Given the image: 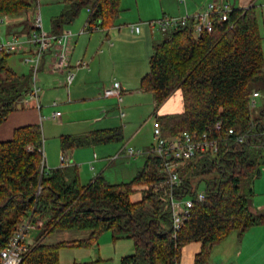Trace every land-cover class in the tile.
I'll list each match as a JSON object with an SVG mask.
<instances>
[{"label": "trees", "instance_id": "1", "mask_svg": "<svg viewBox=\"0 0 264 264\" xmlns=\"http://www.w3.org/2000/svg\"><path fill=\"white\" fill-rule=\"evenodd\" d=\"M121 1L65 0L51 32L60 33L84 8L90 10L89 24L113 27ZM38 6L39 0H0V16L28 13ZM262 19L255 5L233 7L228 19L214 18L210 33L196 35L191 23L154 41L140 88L153 94L157 108L180 90L184 105L182 112L157 116L163 133L208 132L220 139L216 154L197 153L178 169L181 184L175 194L196 192L202 182L206 192L180 231L173 228L167 200L171 188L158 156L147 153L145 165L130 182L112 183L100 174L84 185L75 163L46 168L42 125L29 124L16 128L12 139L0 141V251L18 225L33 216L43 224L38 236L27 241L22 264H62V248L90 247L108 231L114 240L134 242L135 251L122 256L120 264H176L182 247L194 241L202 242L196 264H207L212 249L232 233L243 235L264 225V209L253 204L255 180L264 166V107L255 116L252 106L253 93H262L256 84L264 78ZM10 56L0 51V125L31 90L32 73L16 72L8 63ZM60 139L66 154L122 142L124 131L104 128ZM137 187L146 188L135 202L131 196ZM73 229L90 234L82 240L45 243L52 233Z\"/></svg>", "mask_w": 264, "mask_h": 264}, {"label": "crops", "instance_id": "2", "mask_svg": "<svg viewBox=\"0 0 264 264\" xmlns=\"http://www.w3.org/2000/svg\"><path fill=\"white\" fill-rule=\"evenodd\" d=\"M207 1L229 2L232 7L237 8L255 5L262 17L264 15V0H186L185 2H181L180 0H157L156 3L152 2L150 7L145 9L141 7V3L145 4V0H134L133 6L129 7H125L124 0H122L121 12L113 27L108 29L103 28L100 34H92L89 36L76 34L73 38V49L71 52L72 66L75 65L78 60L87 61L88 66L76 70L77 75L75 82L69 88L65 85V72L50 71L49 64L52 56L48 54L42 59L37 76V84L41 88L38 97L40 107L37 106L38 102L36 99H30L28 102L21 99L17 109L0 125V141L12 139L15 129L20 126L41 124L44 135L43 149L45 153V166L49 170L61 167V157H58L57 145L56 149L52 148L45 152V143L49 137L57 138L66 133L77 134L108 127H121L124 131V138L127 137L126 131L135 123L137 117L144 116L147 111H149V108L147 110L145 109V111L141 103L138 105L134 103V99H131L134 92L137 96L142 97L143 90L140 88L141 91L138 87L141 85L142 77L149 71L146 70L145 65L146 63L149 64L154 41L158 39L154 37L155 33L152 32L150 26L147 24V22L150 21L146 20H151L167 13L179 15H184L186 13L192 14L205 7ZM132 7L136 11V16L132 14ZM36 8L34 9V13ZM88 11L90 12L89 9ZM33 16L34 15L27 12L16 16H9L8 20L0 25L2 38L8 39L16 36L20 39H26L33 26ZM131 22H139V24H141V31L139 33L129 29L128 24ZM143 26L147 28L143 30ZM34 52L35 48L29 44L26 46L24 53L11 54V56L17 58V61L11 64L12 68L19 74H30L31 66L24 62V58L25 56L33 55ZM123 59H128L129 63L127 65L123 64ZM119 67L125 72V75L128 74L129 76H117ZM112 80L119 81L122 86L124 94L121 102L116 98L104 96V89ZM137 82L139 84L135 86ZM133 87H136V89ZM126 94L128 97H124ZM153 101L154 111L152 112L153 114H151L154 119L158 115L178 113L182 112L184 109L183 97L180 90L175 92L159 108L156 107L155 100ZM52 108L54 110H52ZM47 109L50 110V112L46 113ZM149 121L150 118H148L145 123ZM137 132L133 137L137 136ZM128 143L129 141L124 144V147L121 148L120 152L117 153L114 158L109 159L108 165L121 156L132 162L135 158L140 157V155H142L141 153L150 152L151 148L144 151L139 149L137 150V152L140 151L139 153L131 155L128 153ZM82 149L83 148L75 149L72 152L68 151L66 155L71 163H75L78 166L81 165L83 169L87 161L92 162V170L96 172L97 168L95 164L99 162L97 152L94 151L91 157L87 151L89 148L85 151ZM131 162L127 164H131ZM103 171L96 174L93 179L103 174ZM262 173L260 176H262ZM80 176H82V174ZM145 188L146 187H137L136 192L131 196L132 200L135 202L140 201ZM255 197L253 202L254 206H256L255 208L263 210L264 201L261 203L255 201ZM41 225L42 223L38 228H35V230L39 232ZM75 230L76 229L54 232L47 236L45 243L55 244L62 241L82 240L88 238L90 234L87 230L74 233ZM55 234L58 236L57 240L53 239ZM75 234L78 235L74 236ZM70 235L74 237L67 238V236ZM117 241L118 240H114V242ZM100 246L99 243L92 245L95 251L100 249ZM93 248L91 249L93 250ZM201 250L202 242L199 241L184 245L179 259L181 264H196V257ZM90 259L91 262H100L104 260L99 254L97 257ZM215 263L264 264V225L253 226L243 235L234 232L221 241L212 249L207 260V264Z\"/></svg>", "mask_w": 264, "mask_h": 264}, {"label": "built area", "instance_id": "3", "mask_svg": "<svg viewBox=\"0 0 264 264\" xmlns=\"http://www.w3.org/2000/svg\"><path fill=\"white\" fill-rule=\"evenodd\" d=\"M185 2L186 0H180ZM233 7L229 2L212 1L205 7L195 13H186L184 15H169L164 14L161 18L147 22L153 33H166L171 29L180 26L193 24L196 35H201L204 32H212L214 28V18L219 20L228 19L229 13ZM8 15L0 16V25L8 20ZM32 29L26 39H20L16 36L8 39H3L0 32V51L9 54L24 53L27 45H32L35 48L33 55L25 56L24 62L31 66V81L32 86L29 93L22 99L28 102L30 99H36L38 102L41 88L37 84V76L40 69L42 59L50 54L52 56L49 64V69L52 72H65V85L69 88L75 82L77 69L88 66V62L78 60L75 65L71 64V52L73 49L72 40L76 36L71 30L63 28L60 33L46 31L44 28L43 18L39 6L36 8ZM128 27L131 31L139 33L141 24L130 23ZM103 28L98 24L86 23L81 33H92ZM124 91L119 81L113 83L104 89L105 97H114L119 102L123 100ZM260 96L258 91L253 93L252 106L256 105V98ZM38 107L40 103L38 102ZM217 129H221V123L217 124ZM233 129L229 130L232 134ZM154 138L150 152L161 159L163 171L167 174L170 191L167 195L169 208L173 218V228L175 232L181 230L185 222L191 215L192 209L197 201H203L206 198L205 190H197L190 192L183 197L174 193V189L179 187L181 179L179 176V167L186 161L193 158L197 153L211 152L216 154L219 151V137H213L208 132L197 133L184 131L179 135H165L158 122V118L154 119ZM244 141V137L238 139ZM134 148H129L128 153L134 155L139 153ZM44 153V150H43ZM62 166L70 165L71 162L66 154L61 156ZM45 163V153L44 161ZM41 187H39L40 190ZM194 190L193 188L191 189ZM41 224L40 221L34 222L33 216L27 217L17 227V230L11 238L8 245L0 251V264H22L23 255L27 250V236L31 230L37 228ZM176 264H181L180 260ZM219 264V263H215Z\"/></svg>", "mask_w": 264, "mask_h": 264}, {"label": "rangeland", "instance_id": "4", "mask_svg": "<svg viewBox=\"0 0 264 264\" xmlns=\"http://www.w3.org/2000/svg\"><path fill=\"white\" fill-rule=\"evenodd\" d=\"M35 1V0H34ZM157 0H145V4L141 3L142 8H149L150 4L156 3ZM231 1V0H230ZM65 0H39V5H40V11L41 15L43 18V23H44V28L46 31H52L53 25H52V20L55 16L59 15L65 5ZM134 0H124V5L125 7L133 6ZM209 2L207 1L206 4ZM132 14L137 15L136 11L132 7ZM29 14L34 15V10H30L28 12ZM169 15H179L175 13H167ZM90 12L88 11L87 8H84L79 16L76 18V20L70 24L66 25L64 28L67 30H71L75 34H79L81 36H89L92 34H100L101 30L94 31L92 33H81L82 29L85 27L87 20L89 18ZM163 15L160 17L151 19V20H146V21H152V20H157L161 18ZM264 17V15H263ZM131 23H139V22H131ZM130 24V23H129ZM147 27L143 26V30L146 29ZM261 30L264 35V19H262V24H261ZM156 39L161 37V34L159 32H156L154 34ZM17 61V58L15 56H10L8 58V63L11 66V64ZM123 64H128L129 60L128 59H123L122 60ZM12 67V66H11ZM146 70H149V64L146 63L145 65ZM112 74V73H111ZM110 76H115V75H110ZM117 76H129L128 74L125 75V72L121 70V68H118L117 71ZM114 80V79H113ZM112 80V81H113ZM109 83L105 88L109 87L111 84ZM139 84L138 82L136 83L135 86ZM256 87L261 90V95L256 98V105H253V113L255 116H257L260 113V110L262 107H264V78H262L257 84ZM136 89V87H133ZM140 89V85L138 87ZM141 90V89H140ZM142 91V90H141ZM133 92V91H132ZM133 96L131 99H134V103H141L142 106H144L143 110H147L149 108V111L144 116H138L137 120L135 121L134 124H132L129 129H127V134L122 142H113V143H106V144H100L97 146H89V147H81L83 148L82 150L85 151L88 149V153L93 155V152L96 151L97 155L99 157V162L95 164L96 172L92 170V162L87 161L85 163L84 169L82 168L81 165H79L80 169V175L81 176V182L82 184H89V182L96 176V174L102 172L103 170V175L106 177V179H109L112 183H122V182H130L135 176L137 175L139 169L143 167L144 162L146 160V155L147 152L141 153L140 157L135 158L132 162L128 160L127 158L121 156L118 159H115L111 164L108 165V161L110 158H114L117 153L120 152L121 148L124 147V144L129 141L128 143V149L133 147L136 151L137 150H147L148 148H151V145L153 142H155L154 138V118H153V94L151 92H144L142 91V97L137 96V94L134 92L132 94ZM124 97H128L127 94L124 95ZM139 97V98H138ZM114 98V97H112ZM116 101V100H115ZM117 102V101H116ZM52 110H54L52 108ZM145 110V111H146ZM50 112V110H46V113ZM152 113V114H151ZM151 114V115H150ZM150 115V116H149ZM139 118V119H138ZM141 118V119H140ZM150 118V121L148 123H145V121ZM145 123V124H144ZM109 128V127H108ZM139 130V131H138ZM138 131V132H137ZM137 132V136L133 137V135ZM85 133V132H82ZM68 134V133H66ZM76 134V133H74ZM81 134V133H77ZM61 137V135H60ZM60 137L54 138V137H49L47 139V142L45 143V152L47 150L56 149L57 145V150L59 154V158L63 154L62 152V147H61V139ZM125 142V143H124ZM80 149V148H76ZM75 150V149H74ZM73 151V150H72ZM69 151V152H72ZM145 153V154H144ZM137 159V160H136ZM128 162H131V164H127ZM61 158H60V166H62ZM108 165V166H107ZM107 166V167H106ZM141 166V167H140ZM82 168V169H81ZM263 173L262 176H260L255 183V191H256V197L255 201H259L260 203L264 201V166H263ZM199 190H204L205 189V183L202 182L199 185ZM256 207V206H255ZM258 209V208H257ZM42 224L43 222L40 221ZM38 228V226H37ZM84 230H75L74 233H79L83 232ZM39 232L38 230H31L29 235L27 236V241L32 242L34 238L38 236ZM78 234H75L74 236H77ZM73 235L67 236V238H73ZM57 235L55 234L53 236L54 240H57ZM76 238V237H75ZM98 243L101 245L100 249L95 251V249L90 246V247H65L61 249L60 252V261L62 264H120V258L123 255L127 254H132L135 251L134 247V242L130 238H122L119 239L117 242H114L113 238V233L111 231L103 233L99 240ZM93 248V250L91 249ZM91 249V250H90ZM99 252V253H97ZM99 255H101L104 260L100 262H91L90 258H95Z\"/></svg>", "mask_w": 264, "mask_h": 264}]
</instances>
